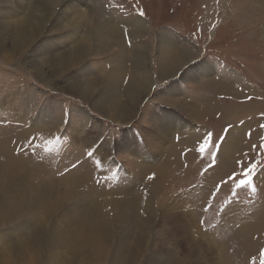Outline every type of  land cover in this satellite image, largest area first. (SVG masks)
Wrapping results in <instances>:
<instances>
[{"label":"rangeland","instance_id":"374dc122","mask_svg":"<svg viewBox=\"0 0 264 264\" xmlns=\"http://www.w3.org/2000/svg\"><path fill=\"white\" fill-rule=\"evenodd\" d=\"M10 1L14 2V0ZM10 1H0V20L8 14L7 8L11 9L6 7V2ZM87 1L93 5L94 11L85 16L80 25L64 28L66 35L68 32L77 34L81 31L82 34L89 35L91 42L90 51L84 61L71 69L69 74L87 67L85 72H92L91 78L98 77L99 84L106 92L111 86H119L118 74L114 70L121 68L123 59L115 55H120L121 48H125L126 44L120 46L113 43L109 45L110 47L100 49L96 43L98 40L92 37L100 20L102 22L108 20L118 29L123 27L129 29L130 27L126 24H130L132 17H136L144 21L146 29V32L142 31L136 39L148 45L147 55L153 80L151 90L144 97L145 99L138 100L134 111L129 112L130 114L127 112L126 120L116 121L99 113L88 102L67 89V83L70 80L65 79L68 74L52 81L46 80L43 76L36 74L32 68L26 67L23 62L25 54L20 56L13 54V58L11 56L6 58L2 55L5 54V50L0 48L4 51L3 53L0 51V101H6L3 109L0 108V140L4 138L18 140L14 156H21L24 161L32 162L33 166L36 162L38 165L46 166L51 177L59 178L64 175L85 173L91 179V185L105 190L106 188L108 190L115 187L123 188L125 182L127 185L128 182L136 179L138 181L133 185L138 187L137 192L141 193L142 200L153 195L150 202L154 211L164 207L165 201L170 200L169 204H171L173 198L186 201L193 199L192 207L195 212L193 216L201 230L209 232L217 230L222 235H215L214 238L227 239L229 246L227 245L226 255L229 263L264 264L263 228L248 232L245 238L240 239V237L230 236V232L225 230L220 232L221 225L214 226L218 220L220 223L228 217L235 221V225L232 222L234 230L239 226L242 227L241 225L260 224L263 220V217L258 215L264 212V127H261L264 125V18L254 11L253 4L248 0ZM15 5L14 7L19 8L18 4ZM4 7L5 10H3ZM165 33L173 39L178 50H188L191 56L184 60V67L181 70L162 76L158 75L160 67L162 69V57L158 50ZM44 35L45 33L34 40L25 53H32ZM64 39L61 40L63 43H65ZM122 41V43L125 42ZM63 43L58 47H64L62 45L66 43ZM7 47L8 45L4 48ZM6 54L9 55L8 51ZM128 64L130 65V62ZM200 64L205 67L209 65L210 68L204 71ZM85 72H80L76 78L86 80L85 75H82ZM119 93L124 94L123 91ZM124 101H126L125 98ZM173 102H183L186 105L184 111ZM165 111L172 113L173 117L176 116L177 120L184 125L172 138V145L179 143V147L176 146L173 154L175 160L170 157L169 165L164 164L168 152L163 151L166 150L163 148L167 144L164 147L161 145L160 149H155L156 155L148 159L147 166L150 170L137 177L138 167L133 168V164L134 162L140 164L141 161L139 162V159L129 154L126 149L128 148L131 152L139 151V149L143 151L159 142L161 140L158 135L160 125L154 123L152 114L155 113L163 118V115H167ZM246 114L249 117L245 118ZM32 122H35L37 126L30 129L29 124H33ZM249 122L250 125H248ZM47 126H53V130L45 132L44 128ZM237 131L243 133L246 138L254 137V140L250 145L246 142L243 146H247L245 149H242L243 147L235 149L236 146L233 148L229 146L228 150L224 149L231 135L238 133ZM85 134L88 136L84 147L73 143L72 137L85 136ZM221 137H223L222 140ZM205 138H209V145L201 152L199 149ZM215 144H218L219 148L215 147ZM100 146L112 165L95 170L87 166V164L90 165L87 161L93 160L91 154ZM225 155L230 157L227 158L229 170L221 173L216 168L219 169L218 165L227 168L222 161ZM252 164H256L254 172L250 176H245V169ZM158 175L161 179L157 182L159 188L153 191L156 188L154 182L157 185ZM206 175H209V178L210 176L215 178L210 179V185L204 193L203 185ZM241 180L249 182L240 185ZM30 182V184H36L37 181ZM132 183L128 185L131 187ZM57 189L61 190L63 187L59 186ZM84 191L80 188V192ZM27 196L31 197V195ZM72 198L68 196L61 200L62 212L70 205H75L76 198ZM61 211L58 210L59 213ZM29 214L32 215L31 212H27L21 219L7 224V221H0L1 253L8 255L10 251L8 244L11 240H8L6 244V238L11 237L13 233L16 232L13 238L16 237L19 241L24 239L23 237H28L29 228L31 229L37 221L38 215L24 219L28 218ZM30 220L31 227L25 228L24 224ZM156 221L157 225H161V220L157 218ZM169 225L168 227L166 224L168 230L164 232L158 231L160 228L153 225L148 242L150 245L147 248L149 250L148 252L146 250L145 254L149 255L153 252L151 248H155V242L159 239L166 240L167 244L163 245V250L164 252L167 248L177 250L175 254H172L173 256L170 255L172 257L169 259L176 263L177 260L186 258L182 251L184 241L179 239L182 236L176 230L177 228L174 230L173 224ZM125 229V223L118 224L117 231ZM169 229L178 239V245L169 241ZM132 239L133 237L130 241ZM255 242L260 244L259 248L254 249ZM190 243L191 241H186V245ZM32 252L38 258L37 264H55L52 258H49L46 263L47 250L39 249ZM168 252L171 250L168 249ZM64 256L65 264H68L69 257ZM113 257L117 256L112 255V259ZM112 259L109 257L95 264H113ZM186 261L189 264L197 263L194 257L186 258ZM118 262H121L120 258ZM141 264H153V261L144 259Z\"/></svg>","mask_w":264,"mask_h":264},{"label":"bare ground","instance_id":"6f19581e","mask_svg":"<svg viewBox=\"0 0 264 264\" xmlns=\"http://www.w3.org/2000/svg\"><path fill=\"white\" fill-rule=\"evenodd\" d=\"M248 1L253 4L254 11L264 18V0ZM15 4H18L19 8L14 7L16 6ZM92 6L87 0H14L12 3L11 1L6 2V7H10L11 9L7 8L8 14H5L3 19L1 17L0 20V48L5 50V52L1 49L0 51H2L1 53H5L2 55L6 58L8 56L13 58V54H16V56L25 54L23 62L26 67L28 69L32 68L36 74L43 76L46 80L52 81L64 74H68L65 79L70 80L67 83V89L72 90L75 96L88 102L99 113L104 114V116L116 121H123L126 120L127 112L131 113L136 109L135 106L138 100H142L149 93L153 84V80L151 79L152 69L147 55L148 45L136 39L142 31L146 32L144 21L132 17L129 22L130 24H126L130 28L125 29L123 27V30L118 29L108 20L99 21L96 31L93 37H91L98 40L96 43L100 49L113 43L120 46L126 44L125 48H121L120 55H115L123 59V63L120 65L121 68L114 70L118 74L120 85L111 86L108 83L111 88L106 92L99 84L98 77L91 78L92 76L90 75L93 73L85 72L87 71V67L81 68L80 71L75 70L69 74L71 69L84 61L90 51L91 42L89 35L82 34L81 31L77 34L68 32V35H66L64 28L80 25L85 16L91 14L90 12L93 10ZM3 10H5V7ZM43 33H45L44 37L36 44L32 53H25L33 41ZM62 38H65L66 44L61 41ZM66 40L68 41L66 42ZM122 40L125 42L122 43ZM62 43L65 44L62 45L64 47H58ZM6 45L8 47L4 48ZM159 47L158 52L162 57V69L160 67L158 75L164 76L167 73L170 74L181 70L184 67V60H187L191 56L188 50H178L175 42L167 33L163 35ZM7 51L9 55L6 54ZM129 62L130 65L128 64ZM125 63L128 65H125ZM201 66L202 64H200ZM201 68L206 71L210 66H202ZM82 71L85 72L82 75H85L86 80L76 78ZM119 91H123L124 94H120ZM124 98L126 101H124ZM5 102L0 101V108L5 105ZM173 104L178 105L183 111L186 107L183 102H173ZM163 116L162 118L155 113L152 114L154 123L160 125L158 135H160L161 140L159 142L151 145L150 149L148 148L143 151L139 149V151L135 150L131 152L128 148L126 149L129 151V154L134 155V157L136 156L139 162L141 161L142 163L138 164L134 162L133 164V168L138 167L137 177L144 175L146 171L150 170L147 162L149 158L156 155L155 149H160L161 145L164 147L167 144L163 148L166 150L163 151H167L168 154L165 153L167 157L163 161L164 164L169 165L168 161L171 160L170 157L174 156L176 146L178 145L179 147V143L172 145V138L175 132H180L184 127L183 123L181 124L176 116L173 117L172 113H167V115ZM247 117H249L248 114H246L245 118ZM250 117L252 118V116ZM248 125H250V122ZM29 126L30 129H33L37 124L34 122L33 124L30 123ZM52 127L47 126L43 128L46 129L45 132H48L53 130ZM87 136L88 134L72 137V141L84 147L87 144ZM253 138H246L240 132L234 133L226 145H224V149L229 146H232V148L236 146L235 149H239L246 142L250 145L254 140ZM242 140L243 142H241ZM17 141L8 138L0 140V221H7L6 224L11 223L14 220L21 219L27 212H31L35 216L38 215L36 216L37 221L32 227L30 226L32 224H29L31 220L24 224L25 228L31 227V229L29 228L30 234L27 233L28 237H23L24 239L19 241L16 237L13 238V235L16 234L15 232L11 237L8 236L9 239H5L6 244H8V240H11L8 244L10 251H8L9 249L7 250L9 252L7 253L8 255L0 252V264H6L7 262L8 264H37L39 262L38 258L32 251L39 249L40 251L42 249L47 250L46 263L49 258H52L55 264H65L66 258H63V254H65L64 257H69L67 260L68 264H95L109 257L112 259V255L117 256L116 258L113 257V264H126L128 262L129 264H141L144 259L146 261H153V264H172L175 263L173 262L174 260L169 259H171L172 254H175L177 250L167 248L164 252L163 245L167 244L166 240L162 241V239H159L158 242H155V248H151V252H153L149 255L145 254L150 245L148 242L152 227H154L153 225L160 228L158 231L162 230L164 232L168 230L169 224H173L174 230L177 228L176 230L180 232L182 237H179V239L184 241L183 245H181L186 258L194 257L197 262L196 264H231L226 255V250L229 246L227 239L214 238L215 235H222V233H218L217 230L216 232L201 230L200 226L196 223L193 216V213H195L192 207L194 205L193 199L186 201L173 198L171 199V204H169L170 200L165 201L163 203L164 207H160L159 210L154 211L150 202L153 195L142 200L140 197L141 193L137 192L138 187L133 185L138 180L134 179L133 183L127 181L128 184L132 183L131 187L128 184L126 185L125 182L123 188L115 187L110 190L106 188L105 190L91 185V179L85 173L83 175H80V173L64 175L59 178L51 177L49 171L46 170V166L38 165L37 162L33 166L32 162L24 161L21 156V158L14 156ZM104 153V149L100 146L97 151L95 150L91 154L93 160L89 159L87 162H90V165L87 164V166L95 170L104 169L106 166L110 167L112 162L106 159ZM228 155L231 156L230 154ZM228 155H225L222 159L227 168L225 169L222 165H218L219 169L216 168L221 173L229 170L228 159L230 157ZM172 160H175V157ZM81 164L84 165V163ZM97 171L99 172V170ZM219 172L218 176H220ZM210 177L206 175L204 178V185L207 186L203 185V191L210 185V179L215 178V176ZM31 179L36 180V184H30ZM160 181L161 179L158 175L156 183ZM154 185L156 188L153 186L155 188L153 191L158 190V183L156 185L154 182ZM59 186H62L63 189H57ZM80 188L85 191L80 192ZM27 195H31V197ZM68 196L76 198V201H74L75 205H70L68 209L65 208L66 210L64 209L62 212L61 210L63 209H60V202ZM157 206H160V204H157ZM187 206L189 207L187 208ZM58 210L61 212L59 213ZM32 215L29 214L28 218L24 219H30ZM258 216L263 217L260 224H244L245 226L240 224L242 227L238 224L239 228L236 230L232 227L233 218L231 217L225 218L226 221L222 220L220 223L218 220L214 226L216 227L219 224L221 225L219 228L220 232L225 230L228 233H232H229L230 236L243 239L248 232H254L258 228L264 229V212H261ZM157 218L161 220V222L159 221L161 225L156 224ZM21 221L24 222L23 220ZM122 222L126 224V229L119 232L117 231V227ZM21 229L23 230V227ZM131 237L133 239L130 241ZM169 241L178 245V239L171 230ZM186 241H191L190 245H186ZM259 245L258 242H255L254 249L259 248ZM168 247H170L169 243ZM168 249L171 252H168ZM119 258L121 262H118ZM186 258L177 260L175 264H189Z\"/></svg>","mask_w":264,"mask_h":264},{"label":"snow or ice","instance_id":"6c2138e0","mask_svg":"<svg viewBox=\"0 0 264 264\" xmlns=\"http://www.w3.org/2000/svg\"><path fill=\"white\" fill-rule=\"evenodd\" d=\"M142 14L143 13H141V15ZM261 127H264V125H262ZM225 131H227V129ZM209 137H211V134H209ZM222 139H223V137H221V140ZM208 145H209V138H205L204 143L200 146V149L199 150L201 152H203L208 147ZM214 146L217 147V148H219V145L218 144H215ZM74 167H75V165H74ZM255 168H256V164H252L250 167H248L247 169H245L244 175L245 176H250V174L254 172ZM248 182H249L248 180H241L240 181V185H244V184H246ZM262 255H264V253H262Z\"/></svg>","mask_w":264,"mask_h":264}]
</instances>
